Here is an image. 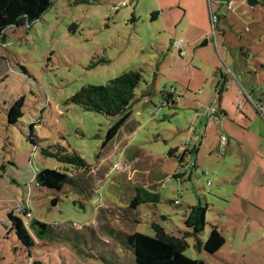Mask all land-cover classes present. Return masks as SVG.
Instances as JSON below:
<instances>
[{"label": "rangeland", "instance_id": "rangeland-1", "mask_svg": "<svg viewBox=\"0 0 264 264\" xmlns=\"http://www.w3.org/2000/svg\"><path fill=\"white\" fill-rule=\"evenodd\" d=\"M256 1L53 0L32 25L5 32L0 264L30 261L11 211L26 224L36 219L49 226L41 240L27 225L33 258L44 264H135L129 235L154 236L158 225L182 238L191 232L185 216L198 205L208 209L199 239L206 242L216 227L226 244L211 255L186 237V256L206 264H264V136L259 126L248 131L236 122L243 112L264 121V112L255 110L264 109V0ZM177 41L186 43L183 57ZM126 71L141 72L143 80L131 120L106 144L119 118L68 101L84 86L106 85ZM224 78L227 91L219 99ZM170 93L180 97L179 105L165 104ZM21 97L23 117L12 124L8 114ZM211 105L220 121L209 122ZM197 111L204 113L202 127L194 126ZM201 140L199 158L187 157L191 170L175 178L185 145ZM212 142L215 147L207 146ZM49 154L80 156L87 168ZM45 169L69 176L63 190L37 186L35 176ZM138 188L157 193L160 202L132 208ZM19 206L29 208L30 218Z\"/></svg>", "mask_w": 264, "mask_h": 264}, {"label": "trees", "instance_id": "trees-1", "mask_svg": "<svg viewBox=\"0 0 264 264\" xmlns=\"http://www.w3.org/2000/svg\"><path fill=\"white\" fill-rule=\"evenodd\" d=\"M81 3H88L89 0H79ZM251 3H258L256 0H250ZM53 0H0V39H5V32L9 28L30 26L41 16L46 13L52 6ZM220 20V18L218 17ZM143 80V75L138 71H126L117 78L111 80L106 85L95 86L87 85L81 88L74 96L69 99V103L80 106L86 111L103 114L108 117H118L117 123L109 130L106 144L110 143L120 132L122 127L131 120L132 113L129 108L136 99V90ZM221 85V84H219ZM217 96L226 91V82L219 88ZM220 95V96H221ZM165 104H176L173 102V95H164ZM25 98L21 97L16 100L9 111L10 123H17L23 117V108ZM212 106V105H211ZM216 107V105H215ZM263 113V112H261ZM208 120L216 121L219 113H211ZM226 136V135H224ZM227 137V136H226ZM228 138V137H227ZM228 141L229 138H228ZM187 146V145H185ZM197 145H188L179 158L181 170L174 175L175 178L181 179L191 170V165L187 162V157L196 156ZM176 150H172L170 154H174ZM52 157L59 158L60 161L75 164L80 169L87 168L85 161L80 156L59 157L55 154H49ZM70 178L66 173L45 169L35 176V183L38 187L61 191L69 182ZM59 199H53L52 203L56 205ZM160 202V196L157 193L148 191L144 188H138L137 195L132 201V208L141 205L156 204ZM179 202L178 204H176ZM176 205L180 201H175ZM20 207V206H19ZM20 213L30 218L31 211L28 207H20ZM18 209V210H19ZM207 208L201 205L192 206L188 214L185 216L184 224L191 232H187L184 237L177 238L168 233L158 225L155 226V235H147L135 232L129 235L126 243H129L135 254V264H206L203 260L192 259L185 255L189 245L186 237H195L198 250H205L211 255L217 254L226 244V240L221 232L214 227L206 242H202L198 235L201 234L206 227ZM10 220L19 241L29 250V264H44L40 259L33 258L32 252L36 244L30 234L27 225L35 231L36 236L41 240L47 239L49 234V226L39 220L33 219L29 223H24L22 218L17 217L12 211L9 214ZM53 239V237H49Z\"/></svg>", "mask_w": 264, "mask_h": 264}, {"label": "crops", "instance_id": "crops-1", "mask_svg": "<svg viewBox=\"0 0 264 264\" xmlns=\"http://www.w3.org/2000/svg\"><path fill=\"white\" fill-rule=\"evenodd\" d=\"M183 42V41H182ZM183 43H185V42H183ZM186 44V43H185ZM222 81L225 83V81H226V79L224 78V80L222 79ZM226 91H227V89H226ZM224 93V92H223ZM243 96H246L247 95V91L245 90V89H243V91H242V93H241ZM221 95V94H220ZM219 95V99L222 97V95L220 96ZM250 95H248V97H249ZM252 101H253V97L251 96V97H249ZM221 105V104H220ZM220 107H222V106H220ZM256 111H259L260 113L261 112H264V109L262 108L261 110L260 109H255ZM221 112L222 113H224L225 114V116L228 118V117H230L229 116V110L226 108V110H224L223 108H221ZM203 111L202 112H199V111H197V114L195 115L196 117V124H194V126H203V120H204V116H203ZM257 119L256 118H254V114H248V113H244L243 112V114H241V115H239V117L238 118H236V122L237 123H241V124H243L244 125V127H246V129L248 130V131H250L251 129H253L255 126V128H257L258 126V129H259V132H262V134L261 135H263L264 136V121H262L261 119H259V117H258V120L256 121ZM264 120V119H263ZM218 121H220V120H218ZM259 121V122H258ZM245 123H247V124H245ZM204 131L206 132V129H204ZM193 134H195L196 136H197V132L195 131H193ZM203 139H206V137L205 138H203ZM240 143V142H239ZM230 144V143H229ZM261 147H264V141H262L261 143ZM191 145H193V144H191ZM206 144H205V141L204 140H201L200 141V146H197L198 148H197V153H196V158L198 159L199 158V156H200V154L202 153V151H203V149L201 148L202 146H205ZM239 145H242V144H239ZM194 146V145H193ZM207 146H211V147H215V143L214 142H212V143H208L207 144ZM183 152V151H182Z\"/></svg>", "mask_w": 264, "mask_h": 264}, {"label": "built area", "instance_id": "built-area-1", "mask_svg": "<svg viewBox=\"0 0 264 264\" xmlns=\"http://www.w3.org/2000/svg\"><path fill=\"white\" fill-rule=\"evenodd\" d=\"M218 21V17L216 16V15H212V22L213 23H216ZM174 47L175 48H177V49H179L180 50V55L183 57V56H185V50H183V48H184V43L183 42H181V41H177L175 44H174ZM224 84V82H222L221 83V85H220V87L222 86ZM172 91H174V90H172ZM178 101H180V97H178V96H176V98L174 99V96H173V102L174 103H177V105H179V103H178ZM208 110L213 114V113H215L216 112V107L215 106H210L209 108H208ZM228 143V138L226 137V136H221V144L222 145H226ZM187 146H185V148H186ZM184 148V149H185ZM179 202H177L176 204H178Z\"/></svg>", "mask_w": 264, "mask_h": 264}, {"label": "water", "instance_id": "water-1", "mask_svg": "<svg viewBox=\"0 0 264 264\" xmlns=\"http://www.w3.org/2000/svg\"><path fill=\"white\" fill-rule=\"evenodd\" d=\"M204 44H207V42H205ZM204 44H203V45H204Z\"/></svg>", "mask_w": 264, "mask_h": 264}]
</instances>
